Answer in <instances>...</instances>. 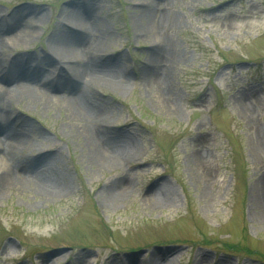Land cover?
Masks as SVG:
<instances>
[{"label":"rangeland","instance_id":"1","mask_svg":"<svg viewBox=\"0 0 264 264\" xmlns=\"http://www.w3.org/2000/svg\"><path fill=\"white\" fill-rule=\"evenodd\" d=\"M0 11L35 25L10 50L28 61L44 60L71 12L96 24L86 39L115 80L92 86L94 141L126 152L119 165L94 158L70 71L41 64L59 92L1 75L42 96L11 111L25 160L42 156L62 189L0 194V264H264V0H0ZM121 179L128 190L109 199Z\"/></svg>","mask_w":264,"mask_h":264},{"label":"bare ground","instance_id":"2","mask_svg":"<svg viewBox=\"0 0 264 264\" xmlns=\"http://www.w3.org/2000/svg\"><path fill=\"white\" fill-rule=\"evenodd\" d=\"M139 6L143 9V4ZM89 12L91 11L88 10ZM143 13L148 20L151 19L148 8L141 13L142 17ZM67 19L68 21L60 24L62 28H65V32L56 35V39L50 42V50L47 56L43 58L44 60L36 61L37 58H34L28 61L24 58L21 59V56L12 54L10 50L16 48V44H27L36 33L35 25L32 21L26 22L24 18L14 12L0 11V194H4L8 188H25L28 183L34 188L42 189L45 193L62 189L60 188V181H58L59 177L47 169L46 163L43 162L45 159L42 156L35 158L32 162L25 160L22 145L27 138L26 128L21 123V118L15 116L11 111L14 102H37L35 99L42 98V96L33 90L13 87V84L3 86L2 83L5 81L3 78L5 76L10 82L18 78L37 82L44 77L46 84H48L47 87H52L58 92L66 88L67 85L62 83L52 86L54 78L44 76L45 73L41 71V64L54 65L59 68L61 71V75H58L60 79L65 78L66 72L70 71V79L68 80L72 81V85L69 86V90L73 98L68 102L71 104L72 112L77 116L81 115L89 124L88 127L83 125L81 130L87 134L88 143L94 145L93 155L94 158L98 159V163L101 165H119L120 160H122L121 156L126 153L113 148L117 147L114 141L107 145H95L94 140L97 141L98 139L96 136L99 126H101L100 116L103 112L97 105H93L91 100L94 95H92L91 89L92 86L97 87L104 83L114 84L115 75L114 73L104 74L103 70L96 67L104 64L106 60L97 55L98 51L92 49L90 39H86L90 28L95 27L96 24L84 18L83 14L79 12H71ZM159 46L162 45L159 44ZM91 53L95 54L94 61L88 59V55ZM42 84L44 83L42 82ZM9 128L10 131L5 130ZM128 188L129 181H122L121 179L115 185L109 186L106 189V194L109 199L117 200L125 194ZM164 196H167L165 191L159 188L149 195V199L152 202H157L159 198Z\"/></svg>","mask_w":264,"mask_h":264},{"label":"trees","instance_id":"3","mask_svg":"<svg viewBox=\"0 0 264 264\" xmlns=\"http://www.w3.org/2000/svg\"><path fill=\"white\" fill-rule=\"evenodd\" d=\"M226 246L228 249H230L232 251L244 252L247 255L254 254L253 253L254 251H251L250 249L248 250V249H246V247H242V246L234 245V244H229V243Z\"/></svg>","mask_w":264,"mask_h":264}]
</instances>
